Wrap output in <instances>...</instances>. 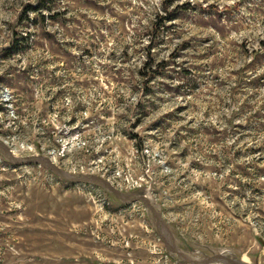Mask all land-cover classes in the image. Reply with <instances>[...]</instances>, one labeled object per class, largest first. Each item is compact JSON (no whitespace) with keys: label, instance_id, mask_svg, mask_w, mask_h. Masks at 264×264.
Listing matches in <instances>:
<instances>
[{"label":"rangeland","instance_id":"obj_1","mask_svg":"<svg viewBox=\"0 0 264 264\" xmlns=\"http://www.w3.org/2000/svg\"><path fill=\"white\" fill-rule=\"evenodd\" d=\"M0 140L264 264V0H0ZM110 262L191 264L142 201L0 152V264Z\"/></svg>","mask_w":264,"mask_h":264},{"label":"water","instance_id":"obj_2","mask_svg":"<svg viewBox=\"0 0 264 264\" xmlns=\"http://www.w3.org/2000/svg\"><path fill=\"white\" fill-rule=\"evenodd\" d=\"M0 152L7 160L17 165L40 164L52 170L64 180L73 183L101 184L107 187L112 192H114L117 196L123 197L125 202L136 201V200L142 201L145 204L146 208L151 212L154 224L157 230L159 231L160 236L163 238L168 249L171 252L176 253L179 256V258L185 262L191 264H244L242 260L239 258L226 257L223 254L198 256L192 251L188 252L178 247L172 240L171 233L169 232L168 229V224L163 219L159 206L151 199L150 194L146 191H141L132 194L120 192L116 190L114 187H112L107 180L103 179L100 176L94 174L74 173L61 169L58 166H56L53 163L52 159L48 156H43V155H32L27 157L14 156L12 150L2 140H0Z\"/></svg>","mask_w":264,"mask_h":264},{"label":"trees","instance_id":"obj_3","mask_svg":"<svg viewBox=\"0 0 264 264\" xmlns=\"http://www.w3.org/2000/svg\"><path fill=\"white\" fill-rule=\"evenodd\" d=\"M151 63H152V62L149 61V64H151ZM163 65H165L163 62H161V63H155V64L153 65V66H154L153 71H157V69H158L159 67L163 66ZM107 264H116V263L110 262V263H107Z\"/></svg>","mask_w":264,"mask_h":264}]
</instances>
